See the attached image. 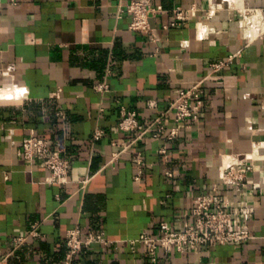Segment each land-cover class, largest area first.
Here are the masks:
<instances>
[{"label":"crops","instance_id":"1","mask_svg":"<svg viewBox=\"0 0 264 264\" xmlns=\"http://www.w3.org/2000/svg\"><path fill=\"white\" fill-rule=\"evenodd\" d=\"M131 1L0 0V264H61L74 228L112 243L93 244L77 264H150L130 242L157 236L161 222L181 228L191 199L218 182L221 156L264 143V38L245 45L225 20L201 40L197 18L174 21L173 9L191 0H152L162 8L150 20L152 41L119 17ZM231 56V66L212 73L210 64ZM201 80V121L177 140L132 142L117 130L123 107L144 123ZM103 83L109 89L100 93ZM30 136L61 145L72 161L67 184L47 183L46 169L19 156ZM258 165L255 181L263 184L264 160ZM244 195L255 212L242 221L255 241L183 256L160 250L156 264H264V190ZM17 238L26 240L15 248Z\"/></svg>","mask_w":264,"mask_h":264},{"label":"built area","instance_id":"2","mask_svg":"<svg viewBox=\"0 0 264 264\" xmlns=\"http://www.w3.org/2000/svg\"><path fill=\"white\" fill-rule=\"evenodd\" d=\"M13 1V0H12ZM188 9L177 6L173 9L175 24L186 22L192 18L198 19V37L203 40L218 34V27L226 20L231 29L241 36L245 45L264 38V0H211L207 9L199 10L198 0H191ZM162 12L155 7L152 0H133L121 6L119 17L124 16L129 21V30L145 35L155 40V34L150 20ZM200 12V14H199ZM236 56L209 65L212 73H219L234 63ZM205 80L196 82L189 89L181 90L169 102L168 109L144 123L138 119L137 112L126 107L121 109V120L117 130L121 133L134 135L132 142L150 136L154 140L173 142L180 137L182 130H193L201 121L205 108L203 85ZM19 89L18 85H13ZM95 89L100 93L108 91V85L98 84ZM150 109H157L156 101L147 104ZM264 110V105L262 107ZM172 115V119H170ZM172 120V126L168 123ZM103 131L95 134L100 139ZM264 143L254 145L253 151L247 154H230L221 156L218 170V182L213 184L210 193L193 197L187 212L183 215L187 222L175 229L168 222L158 224V235L142 234L139 239L131 241V250L135 253L143 248L150 264H156L158 252L164 250L168 254L186 255L199 252L202 248L232 247L240 250L257 238L242 221L250 218L255 208L245 197L249 189L264 190V183L256 182L255 175L261 174L259 161L264 160L261 150ZM166 154V150L160 151ZM30 166H39L49 172L47 183L65 185L69 182V172L72 161L68 158L60 144L30 136L22 142L19 152ZM140 168L142 160H136ZM139 179V176L137 177ZM87 181H83L85 184ZM224 189V191H223ZM34 236L35 232H31ZM26 238H17L14 247L20 246ZM67 255L61 264H77L79 256L93 244L112 245L102 234L82 237L79 228L71 229L66 235Z\"/></svg>","mask_w":264,"mask_h":264},{"label":"bare ground","instance_id":"3","mask_svg":"<svg viewBox=\"0 0 264 264\" xmlns=\"http://www.w3.org/2000/svg\"><path fill=\"white\" fill-rule=\"evenodd\" d=\"M14 91V90H13ZM20 95V94H19ZM8 97V96H7Z\"/></svg>","mask_w":264,"mask_h":264}]
</instances>
